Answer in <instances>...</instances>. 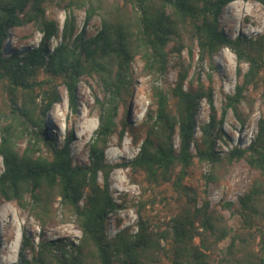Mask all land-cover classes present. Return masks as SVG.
Masks as SVG:
<instances>
[{"label": "trees", "instance_id": "obj_1", "mask_svg": "<svg viewBox=\"0 0 264 264\" xmlns=\"http://www.w3.org/2000/svg\"><path fill=\"white\" fill-rule=\"evenodd\" d=\"M232 1L0 0L4 104L0 109L4 164L0 207L17 203L31 211L44 230L59 205L63 221L74 222L81 232L77 242L51 241L44 234L36 242L25 236L20 264H264V118L258 121L248 146L223 152L218 145L226 137L223 120L228 111L241 126H247L249 115L241 105L252 90L260 88L264 72V34L231 38L221 27V15ZM254 1L264 4V0ZM50 4L69 12L85 10L86 25L98 17L101 27L91 37L85 29L76 34L75 17L68 16L61 29L47 16ZM26 24L42 34L38 46L7 52L11 31ZM53 39L59 42L51 47ZM223 48L237 57L241 82L234 94L225 96L219 116L213 88L195 71L194 61L197 56L198 64L209 62L214 68V58ZM172 58L177 80L170 85ZM136 59L143 63L144 76L152 80L150 107L138 127L118 118L120 104L134 85ZM243 64L248 65L246 72ZM84 77L95 80L104 93L102 100L96 99L98 127L87 145L88 164L76 162L70 139L59 144L46 129L49 111L61 103L59 88L67 89L75 111V92ZM209 79L213 81L212 76ZM203 101L211 112L199 126L198 136L196 119ZM127 132L140 144L139 152L119 167L142 177L144 197L166 186L179 210H172L168 220L154 222L143 214L154 202L141 200L137 223L109 236V216L120 206L109 189L114 166L107 163L105 152L113 135L121 139ZM24 139L27 143L22 149ZM242 159L259 176L238 198L241 227L233 229L222 214L210 209L205 192L186 180L196 160L209 166L203 176L208 186ZM224 205L231 208L234 204ZM227 239L229 245L220 249Z\"/></svg>", "mask_w": 264, "mask_h": 264}, {"label": "rangeland", "instance_id": "obj_2", "mask_svg": "<svg viewBox=\"0 0 264 264\" xmlns=\"http://www.w3.org/2000/svg\"><path fill=\"white\" fill-rule=\"evenodd\" d=\"M251 9H253V12ZM47 16L55 20L61 29L66 18L74 16L77 24L76 34L85 29L87 37L95 35L101 27L98 17H95L86 25L85 10L69 12L56 4L47 6ZM221 27L231 38H236L238 35H263L264 4L254 0H233L226 6L224 13L221 15ZM10 34L11 37L5 45L7 52H21L31 47H37L42 38V34L32 24L16 28ZM58 42L59 40L53 39L51 47L56 46ZM183 55L185 58L189 57L187 52H184ZM171 60L168 70V83L173 85L177 80V69L173 66V58ZM213 62L214 68H211L209 62L198 64L196 56L194 66H196L195 71L201 73L206 86L211 84L214 92V104L219 116H221L225 96L235 93L236 86L241 82V79L237 76L239 68L237 57L228 48H223ZM242 69L246 72L248 65L243 64ZM142 70L143 63L136 59L132 67L134 81L132 91L119 107V120L128 121L136 127L140 126L150 107V85L152 80L150 77L144 76ZM209 76H212V82H210ZM262 76L263 80L260 88L252 90L248 94V100L241 105L242 111L249 115L247 126H241L232 111L227 112L223 120V132L226 137L218 141L219 149L223 152L235 146H248L255 135L258 121L264 118V72ZM59 91L61 103L54 105L47 115V133L59 144H62L65 139H70L71 153L76 162L88 164L87 145L91 142L98 127L96 99L102 100L104 93L95 80L82 78L75 92L78 107L74 111L70 105L67 89L62 86ZM3 108V87L0 82V109ZM55 108L57 109L55 110ZM210 112L209 104L203 101L196 119L198 136L200 135L199 126L208 121ZM81 116L86 118V123L95 127L93 133L79 128L77 122ZM249 134L251 137H247ZM26 143V139L20 142L22 149L25 148ZM176 144H178V138H176ZM139 146L140 144L135 143L131 132H127L121 139L118 134H115L105 152L107 163L114 166V170L109 176V189L120 206L118 211L109 216V236H113L121 228L137 223L139 215L138 202L141 200L144 201L149 198L151 202H154L153 205L150 203L143 211V214L151 217L154 222L159 219L168 220L172 210H179L172 200L174 194L166 186L156 188L152 191L150 197H144L142 177L132 173L129 168L119 167L138 154ZM3 171L4 164L0 156V175ZM208 172L209 166L202 165L196 160L186 180L187 184L197 188L200 192H205V196L210 203V209L222 214L231 228H240L241 219L236 213L239 207L238 198L249 190L253 181L259 176V172L252 169L248 162L242 159L234 162L229 167L228 173L223 174L218 182L206 186L203 176ZM119 178H122L123 184H120ZM99 182L103 183L102 175L99 176ZM164 198H169V201L163 200ZM226 202H231L234 205L231 208H226L224 205ZM55 207L58 208L56 215L46 224L43 230L40 221L35 218L31 211L20 208L15 202L2 204L0 207V227H4L5 230L3 232L0 230V264H20L25 236L34 239L36 242H38L39 236L43 234L51 241L77 242V239L81 236L77 225L74 222H64L59 205ZM229 243L230 239L225 240L220 245V249H224ZM24 253L30 257L28 251ZM218 255L221 257L220 252Z\"/></svg>", "mask_w": 264, "mask_h": 264}, {"label": "bare ground", "instance_id": "obj_3", "mask_svg": "<svg viewBox=\"0 0 264 264\" xmlns=\"http://www.w3.org/2000/svg\"><path fill=\"white\" fill-rule=\"evenodd\" d=\"M251 11L253 12V9H251ZM56 109L57 108H55V110ZM77 123H78L79 128H82L85 131L88 130L89 133H93L94 130H95V127L93 125L86 123V118L84 116H81V118L78 120ZM247 137H251V135L249 134ZM119 182H120V184H123L124 183L123 180H122V178H119ZM1 229H3L2 232L5 230L4 227H1Z\"/></svg>", "mask_w": 264, "mask_h": 264}]
</instances>
